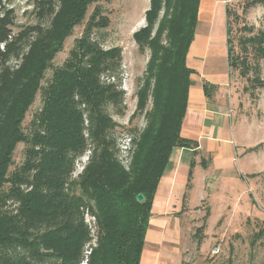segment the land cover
<instances>
[{
  "label": "trees",
  "instance_id": "1",
  "mask_svg": "<svg viewBox=\"0 0 264 264\" xmlns=\"http://www.w3.org/2000/svg\"><path fill=\"white\" fill-rule=\"evenodd\" d=\"M35 1L33 11L40 20L52 17V0ZM59 1L49 27L25 26L17 34L14 13L8 11L1 18L5 10L0 12V264H141L153 204L173 150L198 148L197 142L182 136V123L193 74L186 58L200 0L164 1L167 48H157L159 38L150 40L163 0H151L146 13L151 29L134 35L142 50L153 45L163 53L154 54L149 64L151 70L158 68L152 90L157 104L145 131L132 130L137 136L129 167L114 135L121 126L108 112L110 107L119 114L125 109L121 83L115 80L122 50L104 51L92 38L97 29H107L110 20L99 19L96 9L77 47L55 68L54 61L74 29L84 24L89 8L101 0ZM238 24V14L227 6L230 75L236 70L251 88H264L260 75L264 30L255 33L244 26L235 32L233 26ZM145 33L148 37L143 38ZM10 61L23 63L15 68L8 65ZM49 70L53 74L47 80ZM103 77L115 82L108 84ZM150 85L143 86L140 94L147 95ZM39 95L43 105L28 133L25 122ZM20 144L26 146L25 160L12 168ZM88 151L89 164L74 177L75 161ZM139 195L143 202H138ZM87 213L97 225L93 233ZM256 221L261 227L252 237L253 248L264 240V221Z\"/></svg>",
  "mask_w": 264,
  "mask_h": 264
},
{
  "label": "rangeland",
  "instance_id": "2",
  "mask_svg": "<svg viewBox=\"0 0 264 264\" xmlns=\"http://www.w3.org/2000/svg\"><path fill=\"white\" fill-rule=\"evenodd\" d=\"M164 1L162 10H160L151 30L150 40H158L157 38H159L161 42V44L159 43L157 45V48H167L169 45L168 38L166 37L167 32L162 27L163 18L167 14V7ZM227 1V6L234 8L239 16L238 26H233L235 32L240 28L243 29L244 26L247 29H254L255 33L264 30V0H259L249 5L248 2L252 0ZM0 2L2 6L0 12L3 13L5 10L1 18H4L8 11L14 13L13 20L15 27L13 26V31L15 34L25 26L42 24L44 28L49 27L51 19H53L55 13L60 8V1L52 0V17H46L44 20H40L33 11L36 8L35 0H0ZM96 7L101 9L100 13ZM150 8L151 0L98 1L89 8L84 24L74 29L71 37L65 43L64 50L58 54L54 61V67L57 68L61 67L70 57L71 51L77 47L78 41L85 35L86 25L91 20L90 17L96 9L99 19L106 16L110 20L107 29H97L92 38L101 45L104 51L112 48H120L122 50V67L119 75L115 76V80L117 83H121L120 90L124 93L125 109L122 114H119L115 108L110 107L108 112L117 124L121 126V128L116 129L114 135L118 138V144L121 145L123 151L122 160L127 167L130 166L132 154L135 150L133 137L137 135L134 132L137 131L138 134H141L150 125V115L153 114L157 104L152 90L155 83L153 76H156L158 73V68L151 70L149 64L152 62L154 54H162L163 51L159 52L158 50L162 49H156L153 45L146 46L142 50L134 38L137 32L144 30L146 27L150 26L149 28L151 29V21L149 19L147 20L146 17V13ZM219 23H221V17ZM244 34L245 36H249L247 32H244ZM145 36L148 37V34L145 33L143 38ZM4 48L5 46L1 50H4ZM23 61H20V63L10 61L8 65L18 68ZM158 64L160 63H157V66ZM260 69V75L262 81H264V64ZM52 74L53 70L47 72V80L51 79ZM239 76L238 71H232L229 85L230 95H228V98L226 96V98L230 100L232 107L236 110L235 120L239 119V121L245 122L246 125H257L259 128L253 129L247 126L241 128L239 140L246 141L250 140L253 134L259 137L262 134L260 130L264 132V88L253 89L247 79L240 78ZM250 76L253 77V74H250ZM102 81L108 84L110 81L115 82L114 79L111 78L109 80L108 77H103ZM147 84H151V90L148 89L147 95L140 94V91L143 89L142 87H146ZM42 105L43 97L39 95L25 122L26 132H30V123L33 116L41 109ZM85 119V133L88 138L90 125L87 121V115ZM132 130H134L133 133ZM25 150L26 146L20 144L15 153V166L12 168L19 167L23 164ZM262 151L263 154L261 156L264 160V148ZM90 154V151H88L84 156L75 161L74 177L84 172L86 166L89 164ZM245 165L244 170L239 168L242 171H238L239 178L243 184L241 181H232L229 183V188L234 194V200H232V204L230 205V210L232 211L231 217L223 219L218 224L217 221L220 212L217 211V207L213 208L212 218L209 219L208 223L209 227H206L202 233L198 231L204 223L202 217L199 218L197 216L199 218L198 221L189 220L188 222L187 220H182L184 229L181 236L182 258L179 264H264V240L260 241L254 248L250 244L253 235L261 227V222L256 220L264 221V174H259L254 179L251 174L253 170H249L248 161L247 163L245 162ZM240 193L245 194L244 197L241 198ZM252 196L256 200V206L253 208V210H257L255 214L251 213ZM207 211L208 209L203 212L207 213ZM234 211H238L239 216L240 213L246 215L251 213L250 218L244 219L243 217H236L234 216L236 213ZM85 218L87 225H89V232L93 233L97 228L94 218L88 213ZM197 223L199 224L197 225ZM201 240L202 245H200ZM217 249L218 253H215ZM88 256L89 252L87 251L86 257L88 258Z\"/></svg>",
  "mask_w": 264,
  "mask_h": 264
},
{
  "label": "crops",
  "instance_id": "3",
  "mask_svg": "<svg viewBox=\"0 0 264 264\" xmlns=\"http://www.w3.org/2000/svg\"><path fill=\"white\" fill-rule=\"evenodd\" d=\"M227 4V0H200L199 3L194 40L186 58L193 74L182 123V136L197 142L198 148L173 150L153 204L141 264H179L182 220L198 221L202 217L201 228L205 230L213 208L217 207L220 212L217 223L231 217L234 194L229 183L241 181L238 171L244 170L248 161L254 179L264 174L261 156L264 132L260 130L259 137L251 135L250 140H239L241 128H259L235 120L236 110L227 99L231 82ZM204 86L209 89V96ZM239 195L242 198L245 194ZM252 199L251 213L255 214L256 200L253 196ZM206 209L207 213L203 212ZM234 212V216L244 219L251 214L239 216L238 211Z\"/></svg>",
  "mask_w": 264,
  "mask_h": 264
},
{
  "label": "water",
  "instance_id": "4",
  "mask_svg": "<svg viewBox=\"0 0 264 264\" xmlns=\"http://www.w3.org/2000/svg\"><path fill=\"white\" fill-rule=\"evenodd\" d=\"M137 199H138V202H143L144 197L142 195H139Z\"/></svg>",
  "mask_w": 264,
  "mask_h": 264
},
{
  "label": "built area",
  "instance_id": "5",
  "mask_svg": "<svg viewBox=\"0 0 264 264\" xmlns=\"http://www.w3.org/2000/svg\"><path fill=\"white\" fill-rule=\"evenodd\" d=\"M215 253H218V249H217V250H215Z\"/></svg>",
  "mask_w": 264,
  "mask_h": 264
}]
</instances>
